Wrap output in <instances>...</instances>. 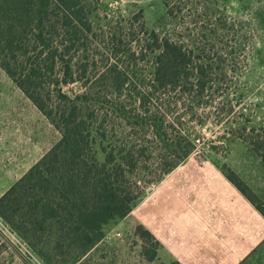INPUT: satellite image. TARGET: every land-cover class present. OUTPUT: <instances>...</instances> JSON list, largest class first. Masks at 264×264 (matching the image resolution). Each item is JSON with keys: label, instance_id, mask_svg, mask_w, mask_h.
<instances>
[{"label": "trees", "instance_id": "obj_1", "mask_svg": "<svg viewBox=\"0 0 264 264\" xmlns=\"http://www.w3.org/2000/svg\"><path fill=\"white\" fill-rule=\"evenodd\" d=\"M102 3L0 0V66L61 131L58 142L0 197V215L47 264H76L86 256L149 184L197 149L192 122L204 124L209 115L200 107L237 89L236 78L228 76L236 68L210 53L224 47L200 43V35L222 39L227 16H215L205 5L191 19L187 45L180 25L189 1L163 0L165 16L154 27L140 10L133 21L108 30L98 21ZM170 22L173 30L166 28ZM146 58L148 78L132 66ZM76 82L79 92L65 89ZM228 127L264 161V135L255 134V126L239 121ZM222 170L264 215L257 191L230 165ZM135 232L144 242L146 264H158L160 239L142 223Z\"/></svg>", "mask_w": 264, "mask_h": 264}, {"label": "rangeland", "instance_id": "obj_2", "mask_svg": "<svg viewBox=\"0 0 264 264\" xmlns=\"http://www.w3.org/2000/svg\"><path fill=\"white\" fill-rule=\"evenodd\" d=\"M186 1L189 3L185 5V21L180 29L187 45L191 43L188 32L194 27L191 19L205 5L210 6L209 11L214 12L213 15L228 17L226 34L222 39L206 40L200 35V43L224 47L209 52L222 56L227 65L236 68L228 76L236 78L237 89L233 88L227 99L221 98L217 103L200 107L201 114L209 115L204 117V124L192 122L197 125L193 131L197 149L172 172L165 174L162 180L149 184L146 194L135 208L124 218L109 223L105 237L76 264H146L144 242L135 232V227L140 223L149 229L153 227L150 230L161 240L167 235L186 251L195 242L200 246L208 244V248L217 244L232 247L233 241H226L222 236L225 226L232 223L224 225L214 222V229L211 224L204 225L205 230L201 233H196L195 225L191 223L189 226L193 230L180 233L172 228L178 223L174 208L181 201V196L187 194V201L196 200V190L190 196L184 193L186 186L200 185L201 188L197 190L199 197L206 196L210 202L218 203L226 195L228 202L234 206L236 194L241 193L223 172L224 164L235 169L264 200V161L245 138L229 131L228 127L237 126L239 121L245 122L248 129L255 126V134L264 135V0ZM196 3L199 4V11L193 14ZM140 10L150 27L159 25L165 16L163 0H103L99 5L101 19L98 21L108 30L118 23L133 21ZM203 21L198 25V30L204 25ZM166 28L173 30L175 24L170 22ZM158 29H163V24ZM150 65L146 58L137 59L132 66L137 70L136 74L148 78ZM65 89L70 93L79 92L82 85L76 82ZM221 107L233 110L219 115ZM225 135L229 140L223 137ZM60 138L61 131L0 66V197ZM194 206L187 207L188 214H191ZM249 206L254 243L255 238L264 235V216L253 204ZM245 208H249L248 203ZM235 222L238 224V221ZM161 250L155 261L158 264L164 259ZM0 264H47L1 215Z\"/></svg>", "mask_w": 264, "mask_h": 264}, {"label": "crops", "instance_id": "obj_3", "mask_svg": "<svg viewBox=\"0 0 264 264\" xmlns=\"http://www.w3.org/2000/svg\"><path fill=\"white\" fill-rule=\"evenodd\" d=\"M200 188V185L199 187H185L184 193H188L190 196H192L193 190H196V200L194 202L191 200L187 201L189 197L187 194L181 196V201L174 208L178 223L172 228L175 231L179 230L180 233L193 230L189 226V223H191L195 225L194 231L201 233L205 230L204 225L211 224L213 228L215 226L214 222L223 223L224 225L232 223L229 226H225L222 235L226 241H233L232 247L229 245L228 248H225L220 246L223 244H217L208 248V244L200 246L195 242L186 251L183 246L181 247L177 242H173L167 235H165L164 240L157 236L162 242L160 250H163H161L164 258L163 262L170 263L178 260L183 264H264V235L259 239L255 238L253 243L254 238L251 231L252 211L249 206L253 203L238 188L241 194H236L234 206L228 202L229 197L226 195L222 196L217 201L218 203L210 202L206 196L199 197L200 194H198L197 190ZM199 192L206 193L201 190ZM246 203H248L249 208H245ZM192 205H195L194 210L191 211V214H188L186 211L187 207L189 209ZM210 219L211 221H209ZM235 221H238V224ZM175 226L178 227L175 228ZM150 229H153V227L150 226ZM202 246L204 248H201Z\"/></svg>", "mask_w": 264, "mask_h": 264}, {"label": "built area", "instance_id": "obj_4", "mask_svg": "<svg viewBox=\"0 0 264 264\" xmlns=\"http://www.w3.org/2000/svg\"><path fill=\"white\" fill-rule=\"evenodd\" d=\"M115 233H117V234L119 233L120 234V232H115Z\"/></svg>", "mask_w": 264, "mask_h": 264}]
</instances>
